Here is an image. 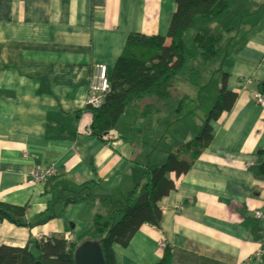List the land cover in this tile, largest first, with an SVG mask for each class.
Wrapping results in <instances>:
<instances>
[{
  "label": "crops",
  "instance_id": "crops-1",
  "mask_svg": "<svg viewBox=\"0 0 264 264\" xmlns=\"http://www.w3.org/2000/svg\"><path fill=\"white\" fill-rule=\"evenodd\" d=\"M230 6L219 30L237 29V44L213 82L220 90L226 74L236 100L211 124L212 141L191 170L170 175L175 191L158 204V229L174 264H264V105L250 96L264 99V0ZM175 12L176 0H0V203L27 209L23 227L0 223V246L78 238L95 215L107 216L125 201L144 170L160 167L199 134L195 127L176 131L178 144L172 139L151 158L166 135H157L159 122L151 129L150 120L167 111L147 119L138 114L122 126L125 111L109 143L82 130L95 65L107 67L114 90L120 81L113 85L112 73L128 37H165ZM185 97L189 109L196 107L197 96H184V103ZM51 167L56 177L31 183L33 171ZM88 183L96 185L93 194L111 199L65 202ZM158 239L155 227L142 226L126 248L115 246L116 264H159Z\"/></svg>",
  "mask_w": 264,
  "mask_h": 264
},
{
  "label": "trees",
  "instance_id": "trees-1",
  "mask_svg": "<svg viewBox=\"0 0 264 264\" xmlns=\"http://www.w3.org/2000/svg\"><path fill=\"white\" fill-rule=\"evenodd\" d=\"M230 1L176 0V12L165 37L129 36L112 73L120 85L106 95L100 109L86 108L92 117L88 136L109 143L115 122L127 109H138L140 119L157 116L171 108V90L179 79L201 92L205 89L203 87H207L202 86L205 79L221 74L238 31L218 30L214 24L224 22L231 15L233 9ZM198 18L203 20V25L195 34L191 46L186 47L184 39ZM227 78L226 74L222 76L215 105L205 117L197 138L170 154L160 167L144 170L123 203H117L116 209L107 216L95 215L85 231L74 238L70 253L65 250L63 239L43 238L39 242H30L23 249L0 246V264H74V251L85 241L98 243L105 264H116L115 246L126 248L144 225L155 228L161 226L163 213L158 204L175 191V183L170 175L174 174L177 178L186 175L208 149L212 141L211 124L229 112L236 100V95L227 90ZM189 99L185 97V103ZM185 103L182 100L181 107ZM262 155L264 157V152ZM259 172L264 177V162ZM94 188V183L83 185L65 202L90 199L106 202L111 199L108 193L93 194ZM26 213V207L0 203V223L23 227ZM49 219L45 217L40 224ZM159 264H174L169 249L164 250Z\"/></svg>",
  "mask_w": 264,
  "mask_h": 264
},
{
  "label": "rangeland",
  "instance_id": "rangeland-1",
  "mask_svg": "<svg viewBox=\"0 0 264 264\" xmlns=\"http://www.w3.org/2000/svg\"><path fill=\"white\" fill-rule=\"evenodd\" d=\"M222 23L214 24L215 28L219 30V27H221ZM202 25H203V20L198 18L195 22L194 27L188 32V34L186 35V37L184 39V44L186 47L191 46L195 34L201 29ZM237 26H239V25H237ZM240 26H242V25H240ZM228 28H229V26H225L223 29L227 30ZM235 40H234V43L237 44L236 43L237 41L235 42ZM229 52H231V49ZM108 77H109V74H108ZM219 77L221 78V74H216V75H214L213 78L205 79L204 82H202V83H205L207 85V87H205V89L201 90V92H198V91H200L198 88H195V87L189 85L188 83H186L182 79H179L175 83L174 89H176L177 92L174 93L175 94V96H174L175 100L173 99L171 109H169L161 117L153 118L152 120H150V123H152L150 125L151 129H154V124L157 121L159 122V126L155 127L156 129L158 128L157 135L160 132H161V134L166 135V139L164 141H162L160 147L157 148L156 150H153V153L151 154V158H153V154H156L158 152L163 151V149L166 146L170 147L169 143H171L172 139H173V142L175 144H178V141H177L178 138H175V137H177L176 131H186L188 129V127H195L197 129V131H199V129H200L199 127L203 126V124L205 122V117L209 115V113L211 112V110L214 107L215 102L217 100L219 89L216 90V84L213 81L216 80L215 82L218 83L217 79H219ZM118 82H119V80L117 78H114L113 85L118 84ZM213 83H214V85H213ZM205 84H202V86H204ZM110 85H111V82H110ZM184 96H190L191 98L197 96L198 97L197 102H194V100H192L194 103H197L196 107L194 106V107H192L193 109H189L190 105H191L190 101H189V103L187 102V104L183 106V110L181 112H177L178 107L180 105V102L184 98ZM186 108H187V110H186ZM187 112H188V114H186ZM125 113H126L125 118H122L123 120H121L122 126H127L129 124L131 125V123L133 122L135 117L138 116L139 111H138V109L133 108V109H127ZM193 114H195V118L192 117L190 119V117L193 116ZM138 124H139L138 122L135 123V127H138L139 126ZM90 133H91V131H90ZM90 133H88L86 135H89ZM133 135H136V131H134ZM197 136H198V133H197ZM196 137H194V139ZM153 169L154 168L152 167L151 170H153ZM105 210H107V209L105 207H103L102 212H104ZM39 241H42V240H39Z\"/></svg>",
  "mask_w": 264,
  "mask_h": 264
},
{
  "label": "built area",
  "instance_id": "built-area-1",
  "mask_svg": "<svg viewBox=\"0 0 264 264\" xmlns=\"http://www.w3.org/2000/svg\"><path fill=\"white\" fill-rule=\"evenodd\" d=\"M250 82H245V85H250ZM111 92V85H110V80L108 77V69L105 65H95L94 67V71H93V75H92V79L91 82L88 86V97L86 100V108H88L89 110H98L101 108L104 99L106 97L107 94H109ZM251 99L257 104V105H264V99L262 98L261 95L257 94V93H251L250 94ZM89 115V121L86 123V125H84L83 127V133L88 134L90 133L91 130V123H92V117L89 114V112H87ZM57 176V170L55 169V167H51L46 171H33L31 173V183L34 185L37 184H41V183H45L47 181H49V179H52L54 177ZM255 216L257 218L260 217L259 213H255ZM156 229V233L159 237V239L157 240L155 246L158 249H168L166 248V242L163 239V233L160 229L155 228ZM40 240H42V237H39ZM65 243H66V251L67 252H71L72 250V245L74 242V237L73 236H67L65 238Z\"/></svg>",
  "mask_w": 264,
  "mask_h": 264
},
{
  "label": "water",
  "instance_id": "water-1",
  "mask_svg": "<svg viewBox=\"0 0 264 264\" xmlns=\"http://www.w3.org/2000/svg\"><path fill=\"white\" fill-rule=\"evenodd\" d=\"M74 264H105L102 250L98 243L85 241L81 243L73 254ZM35 264H41L37 262Z\"/></svg>",
  "mask_w": 264,
  "mask_h": 264
}]
</instances>
